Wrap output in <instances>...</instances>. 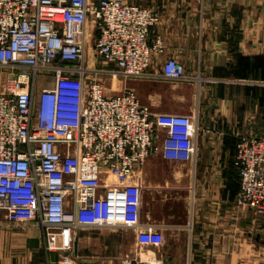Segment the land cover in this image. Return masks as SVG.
Here are the masks:
<instances>
[{
    "label": "built area",
    "instance_id": "built-area-1",
    "mask_svg": "<svg viewBox=\"0 0 264 264\" xmlns=\"http://www.w3.org/2000/svg\"><path fill=\"white\" fill-rule=\"evenodd\" d=\"M144 1L0 0V222L36 223L60 264H85L75 244L86 229H137L152 244L139 169L159 152L197 154L198 116L152 113L134 89L109 96L99 78L192 79L173 57L155 68L160 13ZM233 165L238 202L264 218V137H241Z\"/></svg>",
    "mask_w": 264,
    "mask_h": 264
},
{
    "label": "crops",
    "instance_id": "crops-1",
    "mask_svg": "<svg viewBox=\"0 0 264 264\" xmlns=\"http://www.w3.org/2000/svg\"><path fill=\"white\" fill-rule=\"evenodd\" d=\"M144 4L160 13L150 40L162 36L165 53L155 68L161 70L164 61L174 57L195 75L188 83L195 90L190 99L193 108L180 112L198 116L197 154L183 162L189 165L186 174H166V200L160 208L154 167L160 158L169 160L159 152L139 169L146 192L142 203L147 206L145 212L142 207L141 220L162 222L158 229L163 245L155 251L151 245L144 247L155 253L152 258L142 252L128 254L136 236L131 245L124 232L129 229L124 228L80 231L75 254L85 264H125L127 256L134 264H264V218L237 205L240 185L233 165L241 137H264V0H145ZM162 130L163 136L166 130ZM158 142L161 145L162 139ZM207 167L216 170L209 180L220 182V188L208 195ZM180 181L190 182L191 190L186 191ZM185 197L187 205L181 200ZM212 199L218 206L207 205ZM0 264L60 263L57 253L46 251L44 233L36 223L2 221Z\"/></svg>",
    "mask_w": 264,
    "mask_h": 264
},
{
    "label": "rangeland",
    "instance_id": "rangeland-1",
    "mask_svg": "<svg viewBox=\"0 0 264 264\" xmlns=\"http://www.w3.org/2000/svg\"><path fill=\"white\" fill-rule=\"evenodd\" d=\"M164 45H165V43H164ZM175 59H177V58H175ZM178 61H180V60H178ZM97 62L98 63H96V68H102L103 65L101 64V60L98 59ZM89 67L94 69L95 64L92 65V63H90ZM189 73L187 72L188 75H189ZM190 74H192V73H190ZM189 76L195 77L194 74L189 75ZM99 78L104 83L105 92L109 96L120 94L124 91L125 88L135 89L137 91L140 99L142 98L141 102L144 105L148 106L152 113H159V112H155L156 110L157 111H169V112L173 111L175 113H179L181 109H184V107L190 108V109L193 108V102L190 101V99L195 94V90L193 89V86L191 85L193 78L190 81H177V80H168V79H163V78L134 79V78H126V77H122V76L113 77L112 75H99ZM188 83H191V84H188ZM139 90H141V93L139 92ZM183 94H184V98H183ZM152 108L156 109V110L153 111ZM191 115L195 116V114H193V113ZM170 161L171 160H169L167 162V161L163 160L162 158H160L159 165L157 167L156 166L154 167V170H155L154 173L157 174V178H158L157 205L159 208L161 206L165 205V200H166L165 199V191H166V187L168 186V185L166 186V181L164 179L166 177V174L167 173L171 174L172 172L178 173V174H180V173L186 174L187 172L185 170L187 169V166H189L188 163H183V161L182 162L181 161H171L170 162ZM144 172L145 171L143 169V172H142L143 176H144ZM214 173H216L215 167H207V173H206V176H207V181H206L207 195L210 193H213L214 191H216L217 189L220 188V182H211L209 180V175L214 174ZM159 175H161L162 178L164 179L163 186H161V184L159 183V182H161L160 181L161 178L159 177ZM135 176H137V173L135 174ZM184 179L186 180L188 178L184 177ZM181 183H182V181H180V185H183L184 189L186 191L188 190V188H190V190H191L190 182L184 181L183 184H181ZM143 189H145L144 185H143ZM233 189H235V188H233ZM144 194H146L145 191H143V197L145 196ZM181 200L183 201V204L187 205V202H186L187 198L186 197H185V200L184 199H181ZM181 200H180V202H182ZM207 205L218 206V204L213 202V199L210 201L207 200ZM237 205L243 206V207H248V208L251 207L247 203H239L238 202V196H237ZM142 207H143V209H145L144 210V212H145L147 206H145V204L142 203ZM256 218H263V217L256 215ZM142 221H144V220H141V222ZM142 224L143 225H153L155 227L154 242L152 244L141 242V240H139L140 236H138L139 230H137V229H129V232H126L124 230L127 237L130 238L131 245L133 244V237L135 239V236H136L135 246H131L130 248H128L129 249L128 254H136V253L142 252L144 254L143 256H145L146 258H149V257L152 258L155 255V253L152 252V250L149 251L150 249H148L149 248L148 246L151 245L155 251V248L161 247L163 245V238H164L163 233L161 230L158 229L160 227V225L162 224V222L159 219V221L155 220L152 222H142ZM117 229L118 228L109 230V228H108V229H102V230H104L106 232H108V231L109 232H111V231L116 232V231H118ZM99 230H101V229H99ZM99 230H97V231H99ZM119 230H121V229H119ZM144 247H148V248L146 250H144ZM127 259H131V258L129 256H127L126 260ZM153 264H158V263L156 261H154ZM211 264H213V263L211 262Z\"/></svg>",
    "mask_w": 264,
    "mask_h": 264
}]
</instances>
